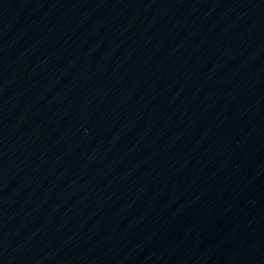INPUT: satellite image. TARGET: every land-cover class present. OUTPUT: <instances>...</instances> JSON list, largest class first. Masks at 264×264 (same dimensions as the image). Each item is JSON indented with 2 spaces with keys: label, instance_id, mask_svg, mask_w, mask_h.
I'll return each mask as SVG.
<instances>
[{
  "label": "water",
  "instance_id": "95a60500",
  "mask_svg": "<svg viewBox=\"0 0 264 264\" xmlns=\"http://www.w3.org/2000/svg\"><path fill=\"white\" fill-rule=\"evenodd\" d=\"M0 264H264V0H0Z\"/></svg>",
  "mask_w": 264,
  "mask_h": 264
}]
</instances>
